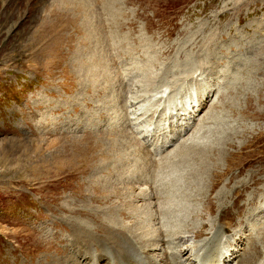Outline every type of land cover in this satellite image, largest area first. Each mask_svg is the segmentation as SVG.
<instances>
[{"label": "rangeland", "instance_id": "obj_1", "mask_svg": "<svg viewBox=\"0 0 264 264\" xmlns=\"http://www.w3.org/2000/svg\"><path fill=\"white\" fill-rule=\"evenodd\" d=\"M225 209L261 233L264 0H0V264L186 260Z\"/></svg>", "mask_w": 264, "mask_h": 264}, {"label": "bare ground", "instance_id": "obj_2", "mask_svg": "<svg viewBox=\"0 0 264 264\" xmlns=\"http://www.w3.org/2000/svg\"><path fill=\"white\" fill-rule=\"evenodd\" d=\"M210 229H211V232L209 234V237L205 238V240L200 241L198 243L195 242L197 240L193 241V242H195L194 243L195 246L193 248H191V250H192L191 257L187 258L183 262V264H224L227 261L228 256H225V254L222 251V249H220L221 248L220 245L224 244L223 241H224L225 238H229V237H226L227 234L229 233V231L225 230V228H223V225H217V224L216 225L214 224V226L212 225V228L210 227ZM197 235L198 234H196L195 237ZM197 238H199V237H197ZM182 240L186 241V239H183V238H182ZM198 240H200V239H198ZM232 242H234V241H232ZM256 242H255V240H253L251 243H252L253 246L258 247L259 242L258 241H256ZM130 243H131L130 239H127V240L126 239H122L120 244H119V247L121 249L120 252H118L116 250V245H114V244H112V246H110L109 248L106 247V249L107 248L108 249H107V251H105V256L110 255L112 258L114 257V259L116 261L119 259L120 262L125 261L126 264H134V263H136V264H151V260L147 256L144 257V255L142 253L138 252L137 249L133 245H131ZM183 244H182V246H183ZM229 245L233 246L232 243H230ZM164 246H166V245H164ZM174 248L177 249L176 246H174L173 249ZM184 249H182V250L180 249L181 251L175 252V254L177 256H179L180 258H186L190 254V252H189L188 249H185V250ZM159 250H160L159 244H157V245L154 244V245H151V249H149L147 251L149 252V255H153L154 256V255H157V254H155V252H157ZM162 251L159 252V253H162ZM252 251H253V255H254L255 248L252 247ZM231 252L235 255L234 251H231ZM259 252L260 251H259V247H258V252L255 253V255H254L255 259L253 260V262L255 261L256 263H253V264H261L260 260H258L257 257H256V254H259ZM166 254H167V251H166ZM170 256H172V258H174L173 254L168 255V257H169L168 260L170 262H172V258H170ZM158 260H160V259H158ZM164 264H166V263H164ZM240 264H248V263L247 262H245V263L242 262Z\"/></svg>", "mask_w": 264, "mask_h": 264}]
</instances>
